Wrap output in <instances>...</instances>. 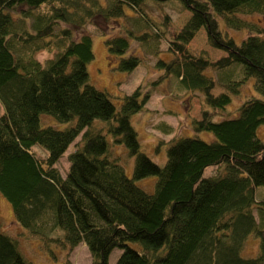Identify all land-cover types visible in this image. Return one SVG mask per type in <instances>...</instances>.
<instances>
[{
  "label": "trees",
  "instance_id": "16d2710c",
  "mask_svg": "<svg viewBox=\"0 0 264 264\" xmlns=\"http://www.w3.org/2000/svg\"><path fill=\"white\" fill-rule=\"evenodd\" d=\"M147 1L0 0V193L29 234L45 246L83 242L91 264H108L114 248L121 252L113 264H264V200L255 199V188L264 185V141L256 135L264 124V100L249 96L236 116L212 119L246 77L253 76L255 89L264 93V30L251 28L241 17L264 12V0H178L190 15L173 38L165 36L171 56L156 59L155 65L184 88L198 91L205 107L192 121L193 129L212 132L215 139L169 140L164 164L140 150L129 120L150 94L138 86L116 109L108 94L89 81L86 69L93 51L84 29L94 17L123 15L128 5L135 13L128 17L129 29L139 32L143 43L150 36L163 37L164 30L159 35L146 30L141 14ZM218 18L250 31L236 43L221 31ZM199 28L225 55L213 61L191 52L187 43ZM105 45L119 69L138 65V56L125 54V36L106 37ZM40 50L51 56L39 60L35 53ZM232 63L241 65L243 76L222 73L225 89L214 93L216 80L204 70ZM42 113L67 126L42 125ZM104 130L134 157L131 177L105 155ZM79 134L62 175L56 163ZM35 146L44 151L43 158L33 152ZM207 167L215 173L205 175ZM146 176H155L152 191L134 181ZM250 235L258 239L257 253L244 257ZM0 264H32L17 240L1 231Z\"/></svg>",
  "mask_w": 264,
  "mask_h": 264
},
{
  "label": "rangeland",
  "instance_id": "374dc122",
  "mask_svg": "<svg viewBox=\"0 0 264 264\" xmlns=\"http://www.w3.org/2000/svg\"><path fill=\"white\" fill-rule=\"evenodd\" d=\"M180 5L178 0H170L167 3L149 2L148 0L145 3L146 14H141V16L147 20L146 30L152 34L158 32V35L164 30L163 37L150 36L147 38L146 44L137 35L139 32H132L129 29L131 21L128 17L134 16L135 13L128 5H124L123 15L109 19L94 17L85 25L84 29L92 39L93 58L86 65L89 81L96 88L108 94L116 109H119L123 95L130 94L138 86L141 87L142 94L145 92L150 94L144 107L140 111L131 113L129 120L136 132L140 150L158 164L165 163V150L169 140L190 135H197L207 141L215 139L212 132L193 129L192 121L201 117V110L205 107L198 91L184 88L176 76L164 73L155 65L156 59L167 60L171 56V52L167 49L166 38H173L172 33H175L190 15L189 11ZM241 17L251 28L264 30V12L253 11L242 14ZM164 21L167 22L166 27L162 25ZM218 23L221 31L233 38L236 43L245 38L250 31L245 26L234 28L227 25L221 18H218ZM114 35H122L127 38L129 46L125 54H134L139 57V63L133 70L119 69L117 57L108 53L105 38ZM187 46L192 53L206 55L213 61L225 55L224 51L208 43L203 28L196 31ZM35 56L42 61L51 54L40 50L35 53ZM231 65V67L222 69L210 67L204 70V74L210 75L216 80L214 93L225 89L222 87V76H225L222 73H230L233 79L243 76L240 64L232 63ZM230 96L231 100L224 109L220 110L221 114L219 112L212 118L214 121L236 116L238 106L249 96H256L264 100V93H259L254 87L253 76L246 77L239 92L230 93ZM1 111L0 106V113ZM40 119L42 125H52L57 128L67 126L66 122L58 121L46 113H42ZM99 124L103 125L104 122H99ZM104 132L108 142V150L105 155L108 158L116 159L122 165L125 174L131 177L134 157L127 153L123 144L113 142L111 135L105 130ZM256 135L264 141V124L257 127ZM79 138L80 134L69 144L56 163L62 175L67 172L68 168L66 156L73 150L74 144L79 141ZM32 150L39 158L45 156L44 151L39 147L35 146ZM214 173V167H207L205 170V175ZM134 181L146 191H152L155 176H146ZM255 199L264 200V185L255 188ZM0 231L17 240L18 249L32 264H66V262L68 264H91L89 251L83 242L74 247L58 242H50L45 246L39 237L29 234V231L15 220L10 202L1 193ZM130 245L138 246L137 243H130ZM257 249L258 239L250 235L244 242L241 254L244 257H252L257 253ZM120 252L121 249L114 248L109 255L108 264H113Z\"/></svg>",
  "mask_w": 264,
  "mask_h": 264
}]
</instances>
